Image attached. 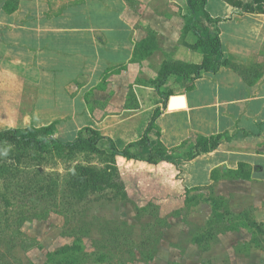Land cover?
<instances>
[{
  "label": "crops",
  "instance_id": "obj_1",
  "mask_svg": "<svg viewBox=\"0 0 264 264\" xmlns=\"http://www.w3.org/2000/svg\"><path fill=\"white\" fill-rule=\"evenodd\" d=\"M8 1L0 0V40H5L0 55L10 50L9 57L25 63V94L38 98L31 112L42 117L41 126L62 120L64 103L76 133L99 129L120 149L137 141L160 109L156 125L170 149L231 132L216 149L177 159L183 175L203 165L208 177L225 168L228 158L220 154L227 147L247 145L255 134L264 141V13L207 0V12L220 21L200 24V34L219 32L226 62L196 80L169 76L165 86L171 95L164 108L154 85L164 62L203 61V53L190 47L192 31L185 32L193 16L186 0H139L145 5L141 13L126 0H20L7 12ZM150 35L153 43L143 44ZM15 79L22 80L0 68V81ZM79 79L84 82L75 90ZM236 163L254 164L249 156Z\"/></svg>",
  "mask_w": 264,
  "mask_h": 264
},
{
  "label": "rangeland",
  "instance_id": "obj_2",
  "mask_svg": "<svg viewBox=\"0 0 264 264\" xmlns=\"http://www.w3.org/2000/svg\"><path fill=\"white\" fill-rule=\"evenodd\" d=\"M19 1L9 0L5 11H14ZM126 1L136 13L143 11V2ZM191 13L186 26L192 19L196 23L188 30L185 26V32L192 31L190 45L200 33L199 25L209 22L201 11L198 18ZM0 15L4 16L1 11ZM152 40L150 35L143 44L151 45ZM157 40L154 36L158 46ZM4 42L0 40V47ZM10 52L4 50L0 55V68L6 67L22 80L0 81V131L52 126L49 136L66 143L91 136L86 129L90 127L76 133L69 126L64 103L61 114L65 117L41 126L42 117L31 112L38 98L25 94V63L13 60ZM17 55L23 56L22 51ZM83 82L79 79L75 90ZM161 91L170 98L165 85ZM230 135L199 136L193 143L170 149L155 122L150 132L153 145L162 144L167 154L175 157L177 167L162 160L157 164L119 160L128 199H116L107 192L77 202L67 198L64 190L72 166L101 168L105 164V153H110L108 140L99 143L101 153L67 150L58 156L48 150L33 151L13 165L7 178L0 173V264H264V141L255 134L247 145L227 147L220 154L228 158L225 168H215L210 177L203 165L191 166L183 175L182 162H177L193 159L190 156L209 150L219 139H230ZM151 149L136 147L133 151L146 157ZM8 151L18 152L12 144L8 150L0 149V165L12 162ZM246 156L253 158V167L237 165L236 160ZM39 159L44 163L39 165ZM257 166H262L258 172ZM184 178L191 186H185ZM51 182L60 184L52 193L46 187Z\"/></svg>",
  "mask_w": 264,
  "mask_h": 264
},
{
  "label": "trees",
  "instance_id": "obj_3",
  "mask_svg": "<svg viewBox=\"0 0 264 264\" xmlns=\"http://www.w3.org/2000/svg\"><path fill=\"white\" fill-rule=\"evenodd\" d=\"M227 3L239 7L246 12L251 13H264V0H253L252 2H244L243 0H224ZM189 8L197 17L198 12L203 13V17L209 22H218L219 18H212L206 10L207 0H187ZM196 23V19H192L191 23ZM190 23V24H191ZM190 24L186 29H191ZM190 47L194 50H200L203 53V61L200 64H187L179 61L168 59L164 62L159 71L158 78L154 81L156 91L163 98V106L167 108L169 101V93H163L161 89L166 84L169 76L177 75L190 80H196L203 73L217 72L220 66L226 62L222 52L221 40L219 32L209 33L206 36L197 33L195 43ZM161 110L157 109L143 135V137L135 142L129 143L124 149H118L114 141L106 136H103L98 130L93 128H86L91 132V136H79L74 142L66 143L58 138L49 136L52 126L42 127L41 129L30 128H15L5 129L0 131V149H9V146L15 145L18 152L8 151L12 162L0 165V173L7 175L12 173L13 165L21 163L24 157L29 156L33 151H51L55 152L58 156L63 155L67 150L69 151H85V152H98L102 151L98 148L102 140H108L110 153H105V164L101 167H94L92 165L77 164L70 168L66 174L64 190L67 192V198L77 202L83 201L92 195H102L107 192L116 199H128L127 183L124 182L121 171L117 166L119 160L123 158L145 161L150 164H157L159 161H167L177 167L176 159L174 156L168 155L164 146L160 143L153 145L150 138L152 126L155 124ZM48 132V133H47ZM213 138V137H212ZM211 139V138H209ZM219 140L213 144L210 149H215L219 145ZM136 147L147 148L151 147L150 153L147 156H141L133 151ZM209 149V150H210ZM204 150L198 154L208 152ZM197 156V155H196ZM194 155L190 157H196ZM40 160V159H39ZM118 160V161H117ZM39 165L43 164V160L39 161ZM59 182H51L46 187L52 193L55 188H59ZM45 187V188H46ZM50 193H48L50 195ZM56 195V194H55ZM54 195V197H55ZM215 207V205H214ZM64 253V252H62Z\"/></svg>",
  "mask_w": 264,
  "mask_h": 264
}]
</instances>
